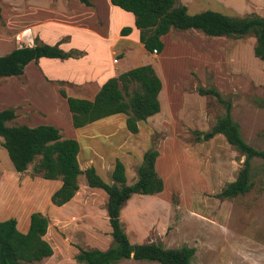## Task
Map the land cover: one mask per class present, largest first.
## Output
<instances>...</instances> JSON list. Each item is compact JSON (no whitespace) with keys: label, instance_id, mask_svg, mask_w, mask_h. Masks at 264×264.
Masks as SVG:
<instances>
[{"label":"rangeland","instance_id":"rangeland-1","mask_svg":"<svg viewBox=\"0 0 264 264\" xmlns=\"http://www.w3.org/2000/svg\"><path fill=\"white\" fill-rule=\"evenodd\" d=\"M177 2L184 4L188 13L210 9L227 15L264 17V0ZM12 3L0 0V55L14 46V32L25 22L42 19L48 8L58 7L62 1L16 0V9ZM98 5L96 9L103 12L105 8ZM77 9H81L80 4ZM116 9L109 8V13L118 24L120 12ZM88 11L82 8L89 17ZM86 24L98 28L94 19ZM254 41L250 34L211 37L188 29L170 30L158 54L131 42L124 49V42H117L111 55L118 60L113 64L116 68L150 64L162 82L158 112L139 121L135 133L125 128L124 114L72 127L65 99L58 92L68 85L62 81L41 82V70L32 66L20 75L0 77V108L15 110L16 116L8 124H51L63 138H74L79 144V168L92 166L109 183L116 159L124 166L126 183L131 184L142 154L157 151L156 173L167 178V186L152 195L132 194L119 211L121 227L130 243L192 247L191 264H264L261 159L251 160V185L245 193L218 197L220 189L235 179L244 157L221 134L206 140L197 135L209 130L224 112L214 96L196 93L198 87L213 86L222 98L229 99L231 119L238 124L243 140L255 149H264V61L253 55ZM133 87L128 84V91ZM172 96L175 103L169 101ZM36 97L43 99L36 101ZM37 160L35 156L23 172L14 171L0 138V219L15 218L17 229L24 231L29 213L39 212L47 219L43 239L52 252L37 264H83L74 260L77 248L105 249L111 244L106 195L88 187L79 174L72 198L61 206L51 204L49 197L59 180H45L33 173L31 167ZM114 264L158 263L128 258Z\"/></svg>","mask_w":264,"mask_h":264},{"label":"trees","instance_id":"trees-1","mask_svg":"<svg viewBox=\"0 0 264 264\" xmlns=\"http://www.w3.org/2000/svg\"><path fill=\"white\" fill-rule=\"evenodd\" d=\"M89 5L88 0H79ZM109 2L133 16V25L138 30V40L148 53L161 52V36L170 30H198L211 37L238 38L252 35L255 39L253 55L264 61V17L256 14L244 16L227 15L205 9L188 13L186 6L177 0H109ZM129 26H122L120 35H126ZM80 52L63 51L58 45L35 43L20 46L0 55V77L17 76L23 67L39 57L66 58L79 56ZM128 84L134 87L128 91ZM161 80L150 64L132 67L106 79L92 99L77 98L59 94L65 99L70 123L74 128L92 123L114 114H124L125 128L135 133L137 122L145 120L159 110L157 94ZM198 95H212L223 105L224 112L217 117L212 127L202 133L203 139L221 134L226 142L239 151L244 159L234 180L226 183L217 193L218 197H233L245 193L250 188L249 169L252 158L261 159L264 165V149H255L241 137L238 124L231 119L230 101L221 97L213 86L198 87ZM11 107L0 109L1 146L14 171L23 172L32 164V172L45 180H59V186L51 193L49 201L61 206L69 201L78 186L76 178L84 176L86 185L102 190L106 195L105 212L110 228L111 244L105 249L77 248L74 260L83 264H114L121 259L153 261L158 264H191L194 249L182 245L177 248H164L155 243H130L123 231L119 211L132 194L158 193L164 188L163 178L156 173V150H147L136 167V178L127 184L124 166L116 159L109 174L110 183L104 181L88 166L81 170L77 162L78 142L74 138H63L59 130L51 124H8L15 118ZM161 177V178H160ZM47 219L37 211L28 215L24 231L16 227L13 217L0 219V264H37L51 254L49 243L43 239Z\"/></svg>","mask_w":264,"mask_h":264},{"label":"crops","instance_id":"crops-1","mask_svg":"<svg viewBox=\"0 0 264 264\" xmlns=\"http://www.w3.org/2000/svg\"><path fill=\"white\" fill-rule=\"evenodd\" d=\"M54 1L55 0H52V2ZM61 1L62 3L60 6L48 8L44 13L45 17L42 19L31 18V21L25 22L26 24L21 27L20 30L15 31L14 35L20 33V31H25L23 34L24 41L19 44L14 41V46H12L11 49L20 46H31L35 43H46L50 45L56 43L58 47L65 52L71 50L79 51L80 55L76 57H39L35 62H28L23 69L27 67L30 68V66L39 69L41 70V74L38 76L41 78V82L49 84L48 81H50L55 84L56 82L54 81H62L63 84L68 85V88L64 89L66 95L90 100L106 79L130 69L129 66L118 69L113 65L118 63V60L111 57L117 42H124L122 44L124 45V49L128 47L127 42L134 43L142 49L143 47L138 40V30L133 25L132 14L120 8L116 9L120 12L118 13V15L120 14V22L116 24L114 18L111 16V11L109 13V8H114L116 6L112 5L109 0H88L90 3L89 5H85L79 0ZM12 4H14L12 7L16 9L18 5L16 0H13ZM69 4L72 5L71 8ZM78 4H80L81 9H77ZM98 4L105 8L101 13L95 7H98ZM82 8L89 10V17L87 16L88 14L82 12ZM126 12L129 13V15ZM92 19L95 20L98 28H93L86 24ZM124 25L129 26L130 31L126 35H120L119 30ZM167 34L168 33L160 37L161 41ZM105 55H107V57H105ZM35 75L37 74L35 73ZM23 84L24 82H22L21 85ZM19 89L23 90L22 87H19ZM161 91L162 82L161 88L157 94L158 101H160ZM25 98L28 100L27 95H25ZM39 98L43 99V97H36L35 100H40ZM169 101L170 103H175L173 96ZM88 124L81 127H85ZM158 157L159 156H157L155 161L157 171ZM159 171L161 172V169H159ZM166 179L167 178L163 179L164 188L167 186ZM59 184L60 181L58 182V186ZM26 226L27 224L24 230Z\"/></svg>","mask_w":264,"mask_h":264},{"label":"built area","instance_id":"built-area-1","mask_svg":"<svg viewBox=\"0 0 264 264\" xmlns=\"http://www.w3.org/2000/svg\"><path fill=\"white\" fill-rule=\"evenodd\" d=\"M25 31H20V33L14 35V41L19 43H22L24 41L23 34ZM115 61V60H114Z\"/></svg>","mask_w":264,"mask_h":264}]
</instances>
